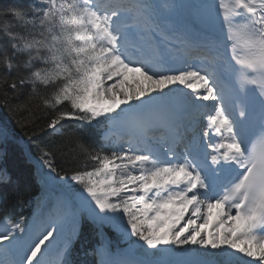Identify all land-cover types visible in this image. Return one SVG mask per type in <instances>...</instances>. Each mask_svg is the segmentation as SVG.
Wrapping results in <instances>:
<instances>
[{"label": "snow or ice", "instance_id": "1", "mask_svg": "<svg viewBox=\"0 0 264 264\" xmlns=\"http://www.w3.org/2000/svg\"><path fill=\"white\" fill-rule=\"evenodd\" d=\"M153 8L147 0H38L29 11L12 10L0 21V69L17 75L4 86L30 87L56 113L40 132L78 121L83 133L101 118L139 128L144 109L165 100L193 123L198 113L203 134L183 151L129 138L127 149L90 152L77 137L69 151L92 166L56 178L81 186L75 198L97 224L130 230L149 249L202 250L167 264H264V0H216L213 26L194 35L156 24ZM173 41L183 57L170 55ZM208 101L212 111L202 112ZM158 118L174 126L166 114ZM213 137L218 142L205 144ZM42 158L56 172L53 153ZM2 219L0 251L13 258L0 264H51L58 240L56 264H71L67 214L35 227L24 217ZM71 223L74 236L78 213Z\"/></svg>", "mask_w": 264, "mask_h": 264}, {"label": "trees", "instance_id": "2", "mask_svg": "<svg viewBox=\"0 0 264 264\" xmlns=\"http://www.w3.org/2000/svg\"><path fill=\"white\" fill-rule=\"evenodd\" d=\"M37 2L38 0H0V21L12 19L5 14L14 9L29 11ZM2 26L0 23V27ZM16 75L15 71L8 73L0 69V221L6 215L13 222L24 217L25 222L29 223L42 216L52 204L55 190L62 188L72 194L81 188L75 182L56 178L57 174L71 176L75 170H85V165L89 168L92 166V162L80 154L79 150L75 154L69 151L70 142L74 143L79 137L90 152L103 150L110 153V147L100 138V120L88 125L83 133L77 132L78 121H66L55 132H40L56 113L46 109L28 86L21 88L18 85L15 92L11 88L6 89L4 80L8 79L10 82ZM43 94L45 92L42 89L41 95ZM21 104L26 105L24 110L19 109ZM67 109L68 105H62L59 110ZM45 151L53 153L56 172H50L45 164V158H42ZM76 238L71 254L78 264H84L86 257L95 256L93 242L107 240L118 243V238L107 226L96 225L80 212Z\"/></svg>", "mask_w": 264, "mask_h": 264}, {"label": "rangeland", "instance_id": "3", "mask_svg": "<svg viewBox=\"0 0 264 264\" xmlns=\"http://www.w3.org/2000/svg\"><path fill=\"white\" fill-rule=\"evenodd\" d=\"M147 2L154 6V8L152 10V19H153V21L156 24H159V25H161V26H163L165 28H168L170 32H173L174 29L177 30V29L181 28V25L182 24H181L180 21L177 20L176 17H174L170 21H166V17L164 16V13L167 12V11H169V10H171V9H173V8H175V10H176V8L177 9H181V6H179L177 4H179L180 2H182V0H173V2H174L173 5H175L174 7H167L169 5H172L171 2H170V0H147ZM183 8H184V6H183ZM155 12H158L159 13V17H156V14H153ZM176 15H177V13H176ZM174 16H175V14H174ZM185 29H186V27H185ZM173 35H174V32H173ZM160 44H161V47L162 48H164V49L166 48V45L162 41L160 42ZM202 103L207 106L205 109H201L202 112H205V111L206 112H209L214 107L213 103L210 102V101H208V102H202ZM148 107H152L151 109H154V108L160 109V107L158 106V103L147 106L144 109L145 121L152 120V119L155 118L154 115L152 114V111L150 109H148ZM194 115H197V114H194ZM198 119H202L201 116ZM105 129L106 130L103 132L104 136L107 135L108 137H110V135L112 134V131H115V132H118L119 130L121 132L124 131V124L123 123H119V122L110 123L109 120H107L106 121V128ZM116 141L118 142L119 139H116ZM75 197H76V194L74 195V201H75L76 206L80 208L79 203H78V201L76 200ZM66 203H67L66 196L63 194L59 198V202H58L59 205L53 210V212H48L47 213L46 220L37 221L33 226L35 227V225L45 224V223H47L49 221V219H55V218H58L60 216L61 217L65 216L66 215V212H67L66 211V209H67ZM80 209H82V208H80ZM82 210H84L86 213H88L87 210H85V209H82ZM199 223H203V221L201 220V221H199ZM108 225H110V224H108ZM5 226H6L5 224H1L0 225V230H3V228ZM65 226L66 225L64 224V230H63V235L64 236H65L66 228H67V227L65 228ZM110 227L120 235L122 242H126V243H129L130 244V236H131L130 235V230H128L129 231V234L128 235H125L124 232L121 229H119V228H117L115 226H112V225H110ZM131 245L132 246H136V244L135 245L131 244ZM142 245H143V248L145 249V255L148 258H150V255H152V254H165L161 258V260H164V258H167L169 256H170L169 259H171V261L185 260V259H195V256H184L183 253L186 250H188V249H192L194 251H202L201 249H199V246H196V245H186L183 248H177L174 245H160V246H158L157 249H149L147 247V245L144 244V242H143ZM53 246L59 247L60 246L59 240ZM2 253L4 254L5 252L2 251ZM52 256H55V257H52ZM47 260L48 261H51L52 264H56L57 251L53 255H50L49 254L48 257H47ZM108 263H110V264H122L115 257L108 258Z\"/></svg>", "mask_w": 264, "mask_h": 264}, {"label": "bare ground", "instance_id": "4", "mask_svg": "<svg viewBox=\"0 0 264 264\" xmlns=\"http://www.w3.org/2000/svg\"><path fill=\"white\" fill-rule=\"evenodd\" d=\"M200 2L201 0H182V2H180L179 6H181V9H177L175 10V14L177 13L178 17L180 18L181 22L184 24V26L188 28H191L192 29H197L198 28V25L191 19L190 17V10H191V5L195 2ZM184 6V8H183ZM172 103V101H170V104ZM218 142V141H217ZM162 257H159V258H156V259H153V260H145L144 258H140V261L138 264H140V262H143V261H156V262H159V264H166V259L167 258H164V260H161ZM3 259V258H2ZM0 258V260H2Z\"/></svg>", "mask_w": 264, "mask_h": 264}]
</instances>
